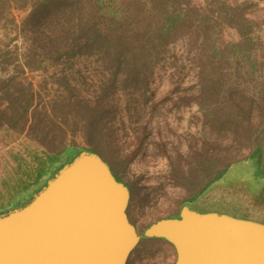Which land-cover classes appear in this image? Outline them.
Returning a JSON list of instances; mask_svg holds the SVG:
<instances>
[{
    "label": "trees",
    "instance_id": "16d2710c",
    "mask_svg": "<svg viewBox=\"0 0 264 264\" xmlns=\"http://www.w3.org/2000/svg\"><path fill=\"white\" fill-rule=\"evenodd\" d=\"M255 1L0 0V24L13 10L25 13L18 26L22 45L0 46V130L61 147L45 161L14 160L23 179L16 192L0 197V214L30 201L85 150L66 143L68 131H86L101 155L108 153V137L94 131H133L141 148L150 131H160L159 117L178 123L192 104L193 124L207 137L202 148L153 141L186 193L181 204L198 202L236 163H264L262 27L251 15ZM226 29L236 39L223 42ZM167 66L170 89L157 94L151 85ZM191 68L194 82L187 85ZM35 71L45 74L38 89H48L50 73L46 99L25 77ZM164 126L172 131L169 121Z\"/></svg>",
    "mask_w": 264,
    "mask_h": 264
},
{
    "label": "water",
    "instance_id": "95a60500",
    "mask_svg": "<svg viewBox=\"0 0 264 264\" xmlns=\"http://www.w3.org/2000/svg\"><path fill=\"white\" fill-rule=\"evenodd\" d=\"M129 199L108 164L81 151L30 201L0 214V264H127L140 241L126 213ZM199 205L232 214L182 205L143 236L168 242L174 264H264V221Z\"/></svg>",
    "mask_w": 264,
    "mask_h": 264
},
{
    "label": "rangeland",
    "instance_id": "374dc122",
    "mask_svg": "<svg viewBox=\"0 0 264 264\" xmlns=\"http://www.w3.org/2000/svg\"><path fill=\"white\" fill-rule=\"evenodd\" d=\"M192 1L199 6L202 5V0ZM255 3L257 6L251 11V15L262 27L259 59L261 60L260 67H262L261 77L264 80V0H256ZM24 16V12L13 10L9 17L10 21L5 25L0 24V46L22 45L18 26ZM236 36L232 30L226 29L222 33L221 39L223 42H227L236 39ZM179 50L180 45H176L175 51ZM169 70L167 66L157 72L156 80L151 85L153 92L163 94L170 89L167 78ZM194 74L195 69L191 68L186 76L185 84H193ZM48 76L50 73H47L46 85L48 89H51V80L48 79ZM25 77L38 89V85L43 82L42 79L45 74L41 71L27 72ZM48 89H38L45 99L48 97V95H44L46 92L50 95ZM196 110L195 104L186 108L178 123L173 119L162 120L159 117L160 131H150V139L145 140L141 148L138 146V141L134 139L133 131H94L98 135L108 137L103 142L108 151L104 155L93 151L94 146L89 144L85 138L86 131L67 132V144L98 154L108 164L113 174L120 178L121 182L129 189L130 199L127 212L131 222L142 237L131 252L127 264L175 263V250L169 243L158 238H145L142 235L150 224L162 218L176 215L182 205H188L181 204L186 193L171 179L168 159L162 154L158 142L153 141L166 139L168 147L176 144L177 141H181L184 150L188 146L202 148L207 137L205 131H199V128L193 124L191 115L196 113ZM165 121L170 122L172 131L165 128ZM60 150V146L46 148L27 138L25 134L1 129L0 197H6L16 192L14 187L23 179L15 159L21 157L30 163L35 158L45 161L57 156ZM114 152H117V156ZM118 158H124L126 164L123 163V159ZM261 162L249 164L247 161H242L232 165L220 180L211 185L206 196L189 206L199 211L230 213L217 205L210 207L199 205L212 202L233 210H243L247 215L245 217L249 219L264 221V163ZM35 168H37L36 165Z\"/></svg>",
    "mask_w": 264,
    "mask_h": 264
},
{
    "label": "flooded vegetation",
    "instance_id": "af4514ba",
    "mask_svg": "<svg viewBox=\"0 0 264 264\" xmlns=\"http://www.w3.org/2000/svg\"><path fill=\"white\" fill-rule=\"evenodd\" d=\"M126 213H127V216H128V219H129V221L131 222V220H130V218H129V215H128V212H127V210H126ZM132 223V222H131ZM133 224V223H132ZM151 225V224H150ZM135 227V226H134ZM136 228V227H135ZM136 231H137V233H138V235L140 236V240H141V234L139 233V231L136 229ZM143 234V233H142Z\"/></svg>",
    "mask_w": 264,
    "mask_h": 264
}]
</instances>
